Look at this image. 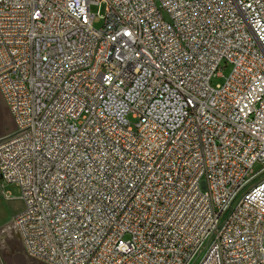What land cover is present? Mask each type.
I'll return each instance as SVG.
<instances>
[{"label": "built area", "instance_id": "built-area-1", "mask_svg": "<svg viewBox=\"0 0 264 264\" xmlns=\"http://www.w3.org/2000/svg\"><path fill=\"white\" fill-rule=\"evenodd\" d=\"M0 92L28 258L264 264V0H0Z\"/></svg>", "mask_w": 264, "mask_h": 264}, {"label": "rangeland", "instance_id": "rangeland-1", "mask_svg": "<svg viewBox=\"0 0 264 264\" xmlns=\"http://www.w3.org/2000/svg\"><path fill=\"white\" fill-rule=\"evenodd\" d=\"M90 9L92 13L100 11L104 14L105 12V8L99 5H92ZM163 13L165 18L169 19L168 13L166 11H163ZM103 23V19H98L95 21L94 26L100 28ZM230 72V65L222 68L221 73L223 75L214 76L212 84L215 86L223 83L225 81L224 76H228ZM14 130L15 122L0 92V138L12 133ZM259 167L260 165H255V169ZM262 177L260 176L254 182ZM20 196V186L15 182L4 180L0 176V262L2 264H44L26 256L23 245L10 225L12 218L22 207Z\"/></svg>", "mask_w": 264, "mask_h": 264}, {"label": "trees", "instance_id": "trees-1", "mask_svg": "<svg viewBox=\"0 0 264 264\" xmlns=\"http://www.w3.org/2000/svg\"><path fill=\"white\" fill-rule=\"evenodd\" d=\"M5 112H7V111L5 110Z\"/></svg>", "mask_w": 264, "mask_h": 264}, {"label": "water", "instance_id": "water-1", "mask_svg": "<svg viewBox=\"0 0 264 264\" xmlns=\"http://www.w3.org/2000/svg\"><path fill=\"white\" fill-rule=\"evenodd\" d=\"M0 264H2V263L0 262Z\"/></svg>", "mask_w": 264, "mask_h": 264}]
</instances>
